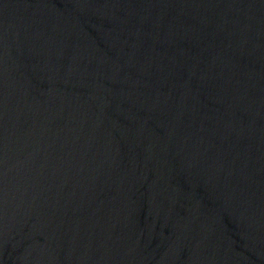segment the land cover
I'll list each match as a JSON object with an SVG mask.
<instances>
[{"label": "water", "instance_id": "95a60500", "mask_svg": "<svg viewBox=\"0 0 264 264\" xmlns=\"http://www.w3.org/2000/svg\"><path fill=\"white\" fill-rule=\"evenodd\" d=\"M0 264H264V0H0Z\"/></svg>", "mask_w": 264, "mask_h": 264}]
</instances>
